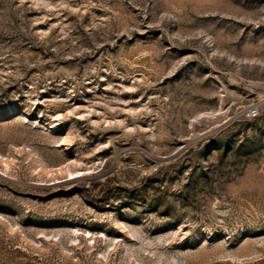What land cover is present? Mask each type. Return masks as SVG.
Returning a JSON list of instances; mask_svg holds the SVG:
<instances>
[{"label":"rangeland","instance_id":"rangeland-1","mask_svg":"<svg viewBox=\"0 0 264 264\" xmlns=\"http://www.w3.org/2000/svg\"><path fill=\"white\" fill-rule=\"evenodd\" d=\"M0 264H264V0H0Z\"/></svg>","mask_w":264,"mask_h":264},{"label":"built area","instance_id":"built-area-1","mask_svg":"<svg viewBox=\"0 0 264 264\" xmlns=\"http://www.w3.org/2000/svg\"><path fill=\"white\" fill-rule=\"evenodd\" d=\"M249 115L250 116H257L258 115V109L256 107H251L249 110Z\"/></svg>","mask_w":264,"mask_h":264}]
</instances>
